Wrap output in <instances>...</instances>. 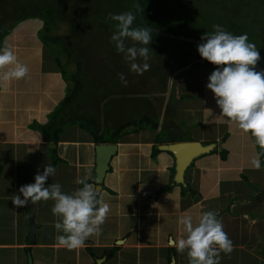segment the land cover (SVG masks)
<instances>
[{
    "label": "crops",
    "instance_id": "0c3cea01",
    "mask_svg": "<svg viewBox=\"0 0 264 264\" xmlns=\"http://www.w3.org/2000/svg\"><path fill=\"white\" fill-rule=\"evenodd\" d=\"M41 26L17 25L3 40V46L6 42L27 65L29 74L25 79L0 83V264H28L29 257L32 264H96L101 259H105L103 264H171L173 257L177 264H188L187 253H178L172 243L185 235L178 219L187 214L195 222L206 211L219 215L234 244L230 255L221 253L220 264H264V195L241 179L245 176L263 191L264 163L259 170L251 166V158L257 154L253 138L221 115L214 93L207 88L209 76L201 68H189L182 75L189 80L180 79L174 88L185 127L173 113L168 117L160 114V125L169 118L168 127L183 131L180 136L185 141L179 142L218 143L227 135L220 145L227 151L224 160L217 150L198 158L187 171L185 183L194 194L183 195L182 186L175 182V156L154 149L169 142L158 143L159 129L147 128L123 134L115 143L117 151L99 192L110 212L101 234L90 237L79 249L68 250L57 243L54 222L58 218L51 211L54 201L14 206L13 196L23 199L21 186L34 183L37 172L51 165L52 149L60 161L46 186L59 183L64 193L71 194L81 187L77 179L88 171L93 176L89 183L96 186L92 134L74 123L65 126L54 142L45 140L46 133L41 131L51 122L69 85L50 48L38 38ZM169 185L173 188L163 192ZM238 204L252 205V213L243 212ZM236 211L241 213L234 214ZM31 223L35 233L29 246ZM113 251L114 257L106 259Z\"/></svg>",
    "mask_w": 264,
    "mask_h": 264
},
{
    "label": "trees",
    "instance_id": "16d2710c",
    "mask_svg": "<svg viewBox=\"0 0 264 264\" xmlns=\"http://www.w3.org/2000/svg\"><path fill=\"white\" fill-rule=\"evenodd\" d=\"M138 1L145 23L150 28L201 39L205 33H213L212 26L219 24L233 35L247 34L249 42L256 45L264 61V0ZM128 11L136 17L133 27H145L139 20L133 0H0V48L3 47L5 36L21 21L31 18L43 20L37 32L38 38L50 48L62 77L69 84L65 97L51 115V122L41 129L46 133L45 140L56 142L65 126L77 123L92 134L96 143H116L123 134L147 128L159 129L158 143L185 141L182 136L173 133L175 126L168 127L171 122L169 118L160 125L158 108L161 106L157 105L159 97L154 94L166 93L171 75L185 67L188 61H194V67L203 68L209 75L217 66L206 60L207 63L202 62L198 52L199 42L167 37L151 31L152 39L158 47L146 46L150 50L147 61L150 69L142 75L131 72L129 63L122 53L117 52L115 43L111 41L117 22L109 18V14ZM250 16H256L250 31L235 25L236 20H246ZM55 20L68 24L66 34H48L50 24ZM126 43L132 46L131 41ZM98 50H107L110 56L92 69V60L98 55ZM137 63L142 64L144 61L139 58ZM70 65H73L72 71L67 70ZM256 70L264 71V62L259 61ZM119 73L124 74L127 86L121 83ZM152 84L158 91L146 89L151 88ZM177 101L171 93L169 103L172 116L175 117L179 115ZM169 128L173 131L169 132ZM251 137L255 143V138ZM188 138L192 140L190 135ZM226 138L227 135L221 139V144ZM154 149L159 150V146ZM217 150L215 148L212 153ZM256 151L261 152L258 145ZM226 155L227 151L222 149L220 157L224 160ZM260 160L264 163V155L260 156ZM59 161L56 150L52 149L51 166L54 167ZM241 179L257 194L264 195V190L258 191L245 176H241ZM179 185L183 188V195L187 192L194 194L188 183ZM171 188L173 186L169 185L162 191L168 192ZM238 206L242 207L243 212L252 213L249 208L252 205ZM226 212L230 213L231 210L227 209ZM233 213L240 214L241 211ZM114 255L113 251L105 257L110 259ZM90 256L94 258L92 254Z\"/></svg>",
    "mask_w": 264,
    "mask_h": 264
},
{
    "label": "clouds",
    "instance_id": "9594fccd",
    "mask_svg": "<svg viewBox=\"0 0 264 264\" xmlns=\"http://www.w3.org/2000/svg\"><path fill=\"white\" fill-rule=\"evenodd\" d=\"M109 18L117 22L116 31L111 36L117 52L123 54L131 72L142 75L150 69L147 63L150 50L146 46L152 42V30L133 27L136 17L131 11L109 14ZM212 27L214 32L205 33L201 37L204 42L198 45L200 56L217 66L209 76L207 88L214 93L221 115L236 122L241 130L255 138L261 152L251 158L250 164L259 170L260 156L264 155V71L256 70L260 52L254 43L249 42L247 34L233 35L219 24ZM126 41H131L132 46ZM139 58L144 63H137ZM28 74L27 65L18 60L14 50L5 42L0 48V83L25 79ZM118 75L121 83L127 86L124 74ZM55 171L54 167L46 165L42 173L37 172L34 183L21 186L19 192L23 199L15 195L12 202L22 208L29 201L32 204L41 200L54 201L51 211L58 218L54 222L57 243L68 250L79 249L90 237L101 234L110 206L99 195V188L89 183L93 179L91 171L77 179L76 183L81 187L71 194L64 193L59 183L46 186ZM178 224L183 226L185 235L172 243L178 253H187L188 264H220L221 253L230 255L234 251L233 241L214 211L202 213L195 222L193 216L186 214L178 219Z\"/></svg>",
    "mask_w": 264,
    "mask_h": 264
},
{
    "label": "water",
    "instance_id": "95a60500",
    "mask_svg": "<svg viewBox=\"0 0 264 264\" xmlns=\"http://www.w3.org/2000/svg\"><path fill=\"white\" fill-rule=\"evenodd\" d=\"M135 7L139 14V20L145 26L151 29L154 33L173 37L177 39L187 40V41H195L202 43L201 39H194L190 37H186L180 34H171L167 32H163L161 30L150 28L146 23L142 16L141 10L139 8V1L133 0ZM260 61L264 62L262 59ZM221 141L217 144H203L199 141H189V142H174L169 144H164L159 147L160 150L172 153L176 158V174H175V182L178 184H185L186 173L192 164L203 155L211 153L216 147L218 151H221L220 148ZM54 146V145H53ZM117 145L115 143H97L95 145V184L99 190L102 189V185L104 182V178L106 173L110 169V160L113 155L116 154ZM34 233L35 227L33 223H31L30 227V235L28 238V245H32L34 243ZM105 259L97 260L96 264H103ZM28 264H32L31 258L28 259ZM171 264H177L175 257L172 258Z\"/></svg>",
    "mask_w": 264,
    "mask_h": 264
},
{
    "label": "rangeland",
    "instance_id": "374dc122",
    "mask_svg": "<svg viewBox=\"0 0 264 264\" xmlns=\"http://www.w3.org/2000/svg\"><path fill=\"white\" fill-rule=\"evenodd\" d=\"M254 18H256V16H250L248 19H246V20H236L235 22V25H239V26H241L242 28H246V29H248L249 31L251 30V26L252 25H254ZM43 23H44V21L43 20H40V19H35V18H31V19H26V20H23V21H21L18 25H43ZM51 25V29H50V31H48V34H52V35H56V34H59V35H61V34H66L67 33V25L68 24H66L65 22H63V21H60V20H55V22L54 23H51L50 24ZM41 28V27H40ZM39 28V29H40ZM38 29V30H39ZM150 46H155V47H158V45H156V43L154 42V40L152 39V42L149 44ZM180 52H182V51H180ZM179 52V53H180ZM178 53V54H179ZM175 54H177V51H175ZM108 56H110L109 55V52L107 51V50H98V55H96V56H94V59L92 60V62H94L93 63V66H91V68L92 69H95V67H97V66H99L100 64H101V62L102 61H105L106 60V58L108 57ZM62 58V61L63 62H65V60H64V58L63 57H61ZM207 61V60H206ZM205 61V59H203L202 58V62H206ZM193 62L194 61H188V64L185 66V67H183L182 69H180L179 71H177V72H174L172 75H171V77L170 78H172L173 80H171V82H169V85H168V89H167V92L166 93H161V94H159V93H155L154 95L155 96H157V97H159V101L158 100H156V103H157V105L158 106H161L160 107V111H159V113L161 114V117H162V115L164 114L165 115V117H168L169 115H171L172 114V111H171V109H172V106H171V104L169 103V100H170V93H172L173 95H175V93H174V88H175V86H177V84L179 83H181V81H185V82H187L188 80H189V77L188 76H182V75H185V73L184 72H186L187 73V70L189 69V68H191V69H198V68H201V67H194V64H193ZM207 63V62H206ZM210 63V62H209ZM201 69H203V68H201ZM67 70L68 71H72L73 70V65H70L69 67H67ZM204 71V70H203ZM205 72V71H204ZM206 73V72H205ZM208 76H210L208 73H206ZM176 77V78H175ZM183 78H185L184 80H183ZM180 79H181V81H180ZM28 80V82H29V84H30V79H27ZM31 82H32V84L33 83H35L36 81H33V80H31ZM184 82V83H185ZM156 88L157 87H155V86H153V84H152V86H151V88L150 87H146V89H149V90H156ZM171 89V90H170ZM156 91H158V90H156ZM35 93V91L34 90H31V94H34ZM161 97V98H160ZM177 107V106H176ZM169 110V111H168ZM179 111H181V110H179ZM181 113V112H180ZM177 118L180 120V122H179V120H178V123H180V125L181 124H183V126L185 127V125H186V123L183 121V117L181 116V114L180 115H178L177 116ZM174 122H175V120H174ZM176 123V122H175ZM180 130V129H179ZM181 133H183V131H175V135H180ZM190 133V132H189ZM255 147H256V145H255ZM262 199V198H261ZM256 205L258 206V203H256ZM256 206V207H257ZM258 208H259V206H258Z\"/></svg>",
    "mask_w": 264,
    "mask_h": 264
}]
</instances>
